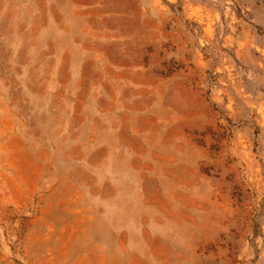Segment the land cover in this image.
Instances as JSON below:
<instances>
[{
    "label": "rangeland",
    "instance_id": "rangeland-1",
    "mask_svg": "<svg viewBox=\"0 0 264 264\" xmlns=\"http://www.w3.org/2000/svg\"><path fill=\"white\" fill-rule=\"evenodd\" d=\"M0 264H264V0H0Z\"/></svg>",
    "mask_w": 264,
    "mask_h": 264
}]
</instances>
